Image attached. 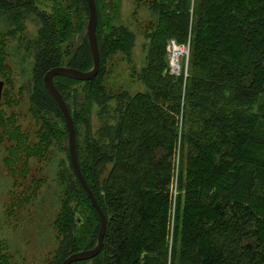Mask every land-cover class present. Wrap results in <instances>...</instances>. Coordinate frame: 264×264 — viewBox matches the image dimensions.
I'll return each mask as SVG.
<instances>
[{"label": "trees", "instance_id": "obj_1", "mask_svg": "<svg viewBox=\"0 0 264 264\" xmlns=\"http://www.w3.org/2000/svg\"><path fill=\"white\" fill-rule=\"evenodd\" d=\"M94 1L98 73L84 82L53 78L73 122L81 174L106 217L100 253L72 264H264V0H134L155 21L145 65L130 73L143 86L133 95L107 85L110 61H130L133 47L132 32L119 24L122 0ZM32 16L36 35L19 40L33 55L27 102L35 125L27 134L13 109L23 88L9 96L5 41ZM87 20L85 0H0L6 167L24 178L21 156L48 160L52 147L65 154L52 223L58 242L46 264L93 248L100 226L73 172L63 115L42 82L54 67H92ZM170 41L188 48L178 75L168 68ZM94 107L106 117L96 130ZM31 190L16 205L27 204ZM0 264H12L1 241Z\"/></svg>", "mask_w": 264, "mask_h": 264}, {"label": "rangeland", "instance_id": "obj_2", "mask_svg": "<svg viewBox=\"0 0 264 264\" xmlns=\"http://www.w3.org/2000/svg\"><path fill=\"white\" fill-rule=\"evenodd\" d=\"M147 4L152 0H141ZM145 4L136 6L134 0H122L121 16L119 24L124 25L134 36L133 47L131 50L130 61L120 60L119 57H113L110 61L111 72L107 79V85L111 88L122 87L129 94L143 90L140 82L130 78L131 70L138 72L145 65V55L148 45V33L150 32L154 15H152ZM1 24V21H0ZM38 22L32 16L25 21L24 30L18 33L14 38H7L5 45L6 62L9 72L6 75L11 81L12 89L9 90V96L16 99L19 89L20 101L13 108L19 113L17 125L24 133H30L31 127H34L35 121L31 119L28 113L27 99L32 92V67L33 55L25 51L19 40H32L36 35ZM183 50L186 46H181ZM168 52V49H167ZM170 54V50L168 52ZM173 55V53H172ZM188 55L183 54L179 61L178 71H174L169 62L168 68L171 74L178 75L181 66L186 67ZM109 64V62H108ZM0 80H4L0 77ZM4 83V82H3ZM7 88L3 85V90ZM2 94L0 99V109L8 110L2 105ZM113 105V104H111ZM10 110H8V115ZM102 110L94 107L91 116L93 130H96L101 122L106 119L102 116ZM113 107L107 109L109 123H113L115 114ZM31 135H29V138ZM10 144L3 142L0 144V241L6 248V252L11 257L12 264H46L57 247L56 231L52 225L53 220L60 208L63 198V187L58 179L60 161L65 160L64 152L57 147H52V153L48 160L46 158H24L21 156L19 164H25L26 173L24 178L11 176L5 163L8 157L7 147ZM31 190V197L27 204L19 203L22 196L27 195L26 187ZM11 201L14 206H11ZM11 207V208H10Z\"/></svg>", "mask_w": 264, "mask_h": 264}, {"label": "water", "instance_id": "obj_3", "mask_svg": "<svg viewBox=\"0 0 264 264\" xmlns=\"http://www.w3.org/2000/svg\"><path fill=\"white\" fill-rule=\"evenodd\" d=\"M85 2L88 7L86 37H87L89 50L91 53L92 67L88 71H80L74 68L58 66L48 70L42 79L44 89L60 109L66 123L67 131H68V152H69V159L71 162L73 172L77 180L85 190L88 198L90 199L94 209L98 214L100 221V226L94 247L88 250H82L69 255L61 264H72L74 262L86 261L97 256L102 249L103 238L106 231V217L102 209L98 205L96 199L94 198L92 192L90 191L89 187L87 186L77 162L76 151H75V132L69 110L62 96L60 95V93L58 92V90L56 89L53 83V78L55 76H62L72 80L84 82L93 79L98 73L100 57H99L98 43L95 33L96 24H97V10L94 0H85ZM3 85H4L3 81L0 80V99H1Z\"/></svg>", "mask_w": 264, "mask_h": 264}, {"label": "bare ground", "instance_id": "obj_4", "mask_svg": "<svg viewBox=\"0 0 264 264\" xmlns=\"http://www.w3.org/2000/svg\"><path fill=\"white\" fill-rule=\"evenodd\" d=\"M183 54H187V49L183 50L181 46L175 44L170 48L169 64L174 71H178L179 69L178 61Z\"/></svg>", "mask_w": 264, "mask_h": 264}, {"label": "built area", "instance_id": "obj_5", "mask_svg": "<svg viewBox=\"0 0 264 264\" xmlns=\"http://www.w3.org/2000/svg\"><path fill=\"white\" fill-rule=\"evenodd\" d=\"M174 45H175L174 41H170V42H169L168 47H167L168 52H169L170 48H171L172 46H174Z\"/></svg>", "mask_w": 264, "mask_h": 264}]
</instances>
